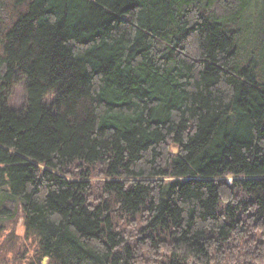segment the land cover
Instances as JSON below:
<instances>
[{
    "label": "trees",
    "instance_id": "1",
    "mask_svg": "<svg viewBox=\"0 0 264 264\" xmlns=\"http://www.w3.org/2000/svg\"><path fill=\"white\" fill-rule=\"evenodd\" d=\"M19 213L0 264H264V0H0Z\"/></svg>",
    "mask_w": 264,
    "mask_h": 264
},
{
    "label": "rangeland",
    "instance_id": "2",
    "mask_svg": "<svg viewBox=\"0 0 264 264\" xmlns=\"http://www.w3.org/2000/svg\"><path fill=\"white\" fill-rule=\"evenodd\" d=\"M20 100V98H19ZM23 219L21 217V213H19V215L17 216L16 220L13 221V223H9V226L7 228V232L5 233V235L0 238V244L5 240L6 236L9 237L11 236L13 239L15 238H20V236L23 235L24 233V229H23Z\"/></svg>",
    "mask_w": 264,
    "mask_h": 264
}]
</instances>
